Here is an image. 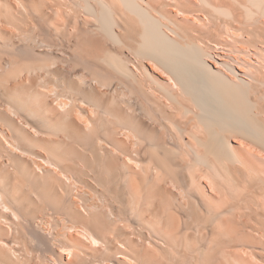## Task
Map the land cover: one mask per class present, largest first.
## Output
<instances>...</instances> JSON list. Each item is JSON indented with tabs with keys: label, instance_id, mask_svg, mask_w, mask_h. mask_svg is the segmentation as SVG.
<instances>
[{
	"label": "bare ground",
	"instance_id": "1",
	"mask_svg": "<svg viewBox=\"0 0 264 264\" xmlns=\"http://www.w3.org/2000/svg\"><path fill=\"white\" fill-rule=\"evenodd\" d=\"M0 264H264V0H0Z\"/></svg>",
	"mask_w": 264,
	"mask_h": 264
}]
</instances>
